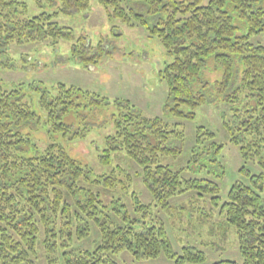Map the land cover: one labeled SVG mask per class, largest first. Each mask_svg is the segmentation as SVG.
I'll return each instance as SVG.
<instances>
[{"label": "trees", "instance_id": "trees-1", "mask_svg": "<svg viewBox=\"0 0 264 264\" xmlns=\"http://www.w3.org/2000/svg\"><path fill=\"white\" fill-rule=\"evenodd\" d=\"M95 1L111 10V17L129 26H142L166 48L171 60L160 75L168 84L167 107L175 116L193 118V110L208 99L210 82L202 76L204 69L211 60L217 70L222 69L221 79L214 82L217 97L244 104L239 110L238 126L228 127L231 142L239 146L245 164L261 167L262 172L251 178L263 183L264 45L249 41L252 32L264 30V10L257 7L261 0ZM229 3L249 26L248 34L237 35V26L225 10ZM90 4L91 0H60L59 10L71 13L86 10ZM26 13L24 1L0 0V48L11 43L47 39L57 43L61 38H74L70 28L54 20L57 12L31 17H25ZM98 53L87 55L84 37L77 39L73 49V55L87 65L97 62L101 57ZM22 85L12 89L0 85V264H40V241L49 251L62 250L64 264H118L113 255L123 250L139 258L164 254L175 264L206 262V253L194 246L178 254L163 223L132 218L125 204L113 208L114 216L107 211L103 192L112 193L117 183H125L119 173L96 177L89 165L74 158L62 144L48 142L43 147L31 133H24L29 123H37L42 117L25 99ZM80 97H88L92 105L107 102L63 84L54 95L41 93L39 104L43 119L50 125V136L67 131L69 125L63 117L80 105ZM115 104L127 111L113 115L116 132L100 157L103 164L111 163L113 151L127 152L141 167L144 183L162 208L169 206L173 196L191 189L212 187L219 191L211 180L184 178V169L172 170L162 164L161 156L180 154V149L171 148L169 142L172 138L182 140L183 131L171 128L160 117L147 118L132 112L129 102L117 100ZM184 106L192 111L185 113ZM201 136L200 129L199 142ZM211 147L218 154L223 144L212 143ZM132 196L135 210L148 217L150 205L142 204L135 192ZM221 214L236 230L242 264H264V196L237 182L222 204ZM91 222L99 228L100 242L93 248L75 249L76 241L90 235ZM213 264L239 263L225 259Z\"/></svg>", "mask_w": 264, "mask_h": 264}, {"label": "rangeland", "instance_id": "rangeland-1", "mask_svg": "<svg viewBox=\"0 0 264 264\" xmlns=\"http://www.w3.org/2000/svg\"><path fill=\"white\" fill-rule=\"evenodd\" d=\"M27 4L25 17L43 12L56 13L54 20L61 27L73 31L74 38H61L57 43L51 39L27 43H11L0 48V85L12 89L22 85L24 97L42 117L37 123H29L24 133H31L40 146L58 142L77 160L89 165L96 177L112 172L119 173L125 183H117L112 193H104L102 199L107 211L114 216L113 208L125 204L132 218L141 222L164 224L174 250L182 254L187 246H194L206 253V262L230 259L242 264L236 230L221 214V206L228 197L231 187L237 182L251 186L264 196V181L256 183L251 178L262 172L258 164H245L239 146L231 142L229 128H236L241 120L239 110L244 104L231 103L217 97L214 82L221 79L223 71L217 70L211 60L202 76L210 82L208 99L193 111L195 116L179 117L168 109L169 87L161 78V71L171 60L166 48L157 38L140 25L129 26L119 18L111 17L109 9L91 0L86 10L63 13L59 10L60 0H20ZM257 7L264 10V0ZM225 10L237 26V35L248 34L249 26L239 17L232 4ZM84 37L87 55H101L94 64L73 55L77 39ZM249 41L264 45V30L252 32ZM102 53V54H101ZM238 61L239 59L236 58ZM239 67L240 64L236 63ZM63 84L67 88H78L91 93L106 103L92 105L88 97H80V105L72 108L63 117L69 125L67 131L50 136V125L43 119L39 104L43 91L51 95ZM129 102L132 112L147 118L160 117L171 128L184 132V138H172L171 148L180 149L178 155H163L161 162L172 170L184 169V178H204L219 187L199 188L177 194L169 200V206H157L153 194L143 181L141 167L124 150L112 152L109 164L101 162V155L109 147V137L116 129L113 115H119L126 108L119 109L115 102ZM185 113L192 111L183 107ZM202 136L198 141V132ZM213 133L210 136L206 133ZM237 132V130H235ZM76 136V137H75ZM212 143L223 144L221 152L215 153ZM244 171H241L242 167ZM127 186V188H124ZM150 205V214L144 217L135 210L136 200ZM118 201V202H116ZM125 212V209H123ZM88 237L76 241L75 249L93 248L100 242L99 228L91 222ZM40 264H64L62 250L49 251L44 242L38 246ZM50 259H52L50 261ZM118 264H175V260L164 254L156 258H144L123 250L113 255Z\"/></svg>", "mask_w": 264, "mask_h": 264}]
</instances>
